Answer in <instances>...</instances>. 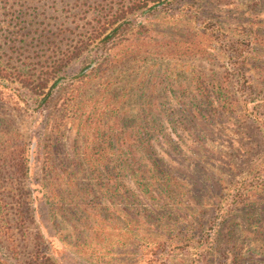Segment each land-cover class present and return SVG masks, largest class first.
Listing matches in <instances>:
<instances>
[{"label":"rangeland","instance_id":"1","mask_svg":"<svg viewBox=\"0 0 264 264\" xmlns=\"http://www.w3.org/2000/svg\"><path fill=\"white\" fill-rule=\"evenodd\" d=\"M135 1L0 0V264H264V0Z\"/></svg>","mask_w":264,"mask_h":264},{"label":"trees","instance_id":"2","mask_svg":"<svg viewBox=\"0 0 264 264\" xmlns=\"http://www.w3.org/2000/svg\"><path fill=\"white\" fill-rule=\"evenodd\" d=\"M137 1V2H136ZM134 3L135 6H139V3L143 4H147V2H161V0H136ZM122 15L120 13H118L117 15H114V17H112V19H106L104 21V23H113L115 22V20H118L119 18H121ZM104 23H101L99 25V27H97L96 32H98V35L104 34V36L102 37V39L100 40L101 43L105 44L107 41H111L112 38H114V36H116V33L119 31L121 24H117L116 26L112 27L108 32L105 33V26ZM96 36V35H95ZM118 43L122 42L123 40L126 41L127 39L120 35L118 37ZM112 42V41H111ZM94 72H96V69H91V71L89 73H81L80 76H77L78 78H88L90 77ZM56 80L52 82V84L49 86V88L44 91V90H40V94L42 96V100H44L45 102L49 99L52 90L54 88V86L56 85ZM42 86L45 85V83L40 84ZM214 92V91H213ZM216 94V93H214ZM13 137H19V134H17L13 127L11 126L10 122H8L6 119L4 118H0V143H9L12 141ZM25 147L22 145H18L15 156L12 155L11 153V157L9 156V158L4 157L1 161H0V165H7L9 160H13L15 166L17 167V169L19 170V172L23 175H26L27 173V165H26V158H25Z\"/></svg>","mask_w":264,"mask_h":264}]
</instances>
